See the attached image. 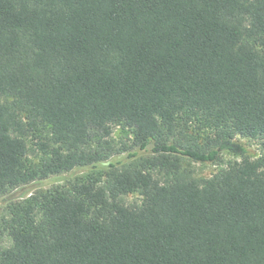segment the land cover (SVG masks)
I'll return each instance as SVG.
<instances>
[{"label": "trees", "instance_id": "1", "mask_svg": "<svg viewBox=\"0 0 264 264\" xmlns=\"http://www.w3.org/2000/svg\"><path fill=\"white\" fill-rule=\"evenodd\" d=\"M222 152L241 160L182 168ZM78 169L9 204L0 264H264V0H0V197Z\"/></svg>", "mask_w": 264, "mask_h": 264}, {"label": "rangeland", "instance_id": "2", "mask_svg": "<svg viewBox=\"0 0 264 264\" xmlns=\"http://www.w3.org/2000/svg\"><path fill=\"white\" fill-rule=\"evenodd\" d=\"M182 122H187L186 125H182L181 129L184 131L188 138L193 137L196 140H201L210 129L208 122L204 120L200 115L190 116L185 114L182 118ZM27 148L29 159L33 162H37L43 155L44 147L43 143L48 142L47 129H42L36 133L25 132L23 134ZM129 135L128 129L117 126L113 128L112 140L117 145L126 141ZM190 136V137H189ZM236 140L242 144L247 151V156L254 159L260 155L261 146L259 140L254 138L237 137ZM241 160V155L231 154L229 152H222L219 155V159L215 162H199L192 161L187 158H182V168L186 172H192V177L201 181L203 179L211 178L217 174L221 169H226L233 165L235 162ZM136 161L130 163H124L123 166H129ZM91 172H98L93 170L78 169L72 172H65L62 174L52 175L46 180L28 184L24 187L12 191L10 194L0 197V246L7 247L10 245L9 237L4 229L5 223L9 218V204L12 201L26 200L30 195L39 190H47L56 186H69L70 184L83 180L87 174ZM156 177L164 181L169 177L163 173L157 174ZM120 201L129 207H140L143 203V196L139 192H132L120 197Z\"/></svg>", "mask_w": 264, "mask_h": 264}]
</instances>
